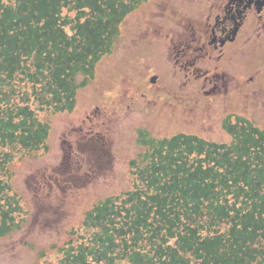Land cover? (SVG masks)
Here are the masks:
<instances>
[{
  "label": "trees",
  "instance_id": "1",
  "mask_svg": "<svg viewBox=\"0 0 264 264\" xmlns=\"http://www.w3.org/2000/svg\"><path fill=\"white\" fill-rule=\"evenodd\" d=\"M141 2L0 0V236L22 212L5 195L4 149H47L37 112L73 110ZM223 127L229 143L138 131L132 188L85 213L91 234L60 248L57 264H264V129L241 117Z\"/></svg>",
  "mask_w": 264,
  "mask_h": 264
},
{
  "label": "rangeland",
  "instance_id": "2",
  "mask_svg": "<svg viewBox=\"0 0 264 264\" xmlns=\"http://www.w3.org/2000/svg\"><path fill=\"white\" fill-rule=\"evenodd\" d=\"M190 9L184 0H142L119 25L114 45L96 66L93 80L77 91L73 110L37 112L38 119L50 127L47 149H4L14 155V161L2 178L17 195L22 212L15 217L18 228L0 237V264H57L60 248L90 235L91 230L82 226L85 213L97 201L132 187L129 162L145 150L137 143L138 129L154 137L186 133L225 143L228 137L219 121L229 111H237V98L243 116L264 127L262 97L245 95L250 87L236 95L233 86L227 88L229 74L220 75L227 89L213 100L206 97L208 92H201L204 81L193 83L194 79L190 89L196 92L185 107L173 104L164 109L160 99L150 100L160 92L172 98L183 92L184 79L176 74L182 70L161 45H169L180 30L181 14ZM254 52L250 49L242 55L241 60L246 56L243 62H237L223 50L213 67L220 71L237 65L243 69V85L262 76L258 84L263 86L264 57L250 62ZM154 74L157 80L151 84ZM82 80L77 76V82ZM141 91L148 93L149 100L140 96Z\"/></svg>",
  "mask_w": 264,
  "mask_h": 264
},
{
  "label": "flooded vegetation",
  "instance_id": "3",
  "mask_svg": "<svg viewBox=\"0 0 264 264\" xmlns=\"http://www.w3.org/2000/svg\"><path fill=\"white\" fill-rule=\"evenodd\" d=\"M184 1L190 3L191 9L181 14L180 30L166 47L172 55L175 67L182 70L181 73H176L184 79L181 90L192 96L190 81L194 79L193 83L204 81L203 89L210 87L212 95L220 93L221 90L225 91L230 86H233L235 94L239 95L241 88L250 87V92L245 95L262 97L260 101H264V85L258 84L262 76H258L254 83L243 85L242 79H245V76L241 67L236 65L232 69L224 68L220 71L213 67L222 57L223 50L225 56L235 58L239 62L243 54L246 55L253 49L255 52L250 54V62L261 61L255 58L264 57V0ZM245 58L246 56L243 59ZM243 59L240 62H243ZM227 74L230 78L226 88V83L220 75ZM173 99L185 105L190 104L192 100H181L179 94H175Z\"/></svg>",
  "mask_w": 264,
  "mask_h": 264
},
{
  "label": "water",
  "instance_id": "4",
  "mask_svg": "<svg viewBox=\"0 0 264 264\" xmlns=\"http://www.w3.org/2000/svg\"><path fill=\"white\" fill-rule=\"evenodd\" d=\"M153 81H155V79H154V78L152 79V82H153Z\"/></svg>",
  "mask_w": 264,
  "mask_h": 264
}]
</instances>
